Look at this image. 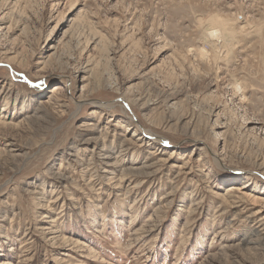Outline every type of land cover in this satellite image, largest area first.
Listing matches in <instances>:
<instances>
[{
  "label": "rangeland",
  "instance_id": "obj_1",
  "mask_svg": "<svg viewBox=\"0 0 264 264\" xmlns=\"http://www.w3.org/2000/svg\"><path fill=\"white\" fill-rule=\"evenodd\" d=\"M260 217L264 0H0V264H264Z\"/></svg>",
  "mask_w": 264,
  "mask_h": 264
},
{
  "label": "bare ground",
  "instance_id": "obj_2",
  "mask_svg": "<svg viewBox=\"0 0 264 264\" xmlns=\"http://www.w3.org/2000/svg\"><path fill=\"white\" fill-rule=\"evenodd\" d=\"M216 23L218 22L217 20H214ZM213 22V21H212ZM227 23V21H221V25L223 26V27H221V28H218V27H215L214 25H210V27L207 29V31H208V36L210 37V39H215V40H220L221 42L225 39L226 40V37H228V36H230L231 37V30L230 29H228L227 28V26H228V24H226ZM217 26H220V25H217ZM229 27V26H228ZM219 41V42H220ZM226 41H228V40H226ZM224 43H225V41H224ZM232 43V42H231ZM223 44V43H222ZM220 45V44H219ZM216 46V44L214 43V47ZM226 46H224V48H225ZM51 49L52 48H54V46H51L50 47ZM201 54H202V56H204V57H207V55H208V52H207V50H205V49H201ZM201 56V55H200ZM85 72H87L85 69H83V72L82 73H85ZM86 75V73L83 75V77L81 78V81L82 82H84L86 79H87V77L85 76ZM72 83H73V81H72ZM240 83V82H239ZM237 85V84H236ZM243 85V84H242ZM87 86V84H83L82 86H81V91L83 90V88H85ZM236 87V86H235ZM59 88V86H55L54 87V89L55 90H57ZM236 89V88H235ZM54 90V91H55ZM237 90V89H236ZM240 90H242V89H240ZM239 90V91H240ZM244 91V90H243ZM241 92V91H240ZM237 93H238V90H237ZM244 95V94H243ZM245 96V95H244ZM243 96V97H244ZM82 97V96H81ZM72 99H74L75 100V102H78L79 104H83V103H86V102H88V100L90 99H88V100H85V99H83V98H78V99H75L73 96H72ZM244 99H245V97H244ZM150 133V132H149ZM149 135V134H148ZM140 139V138H139ZM243 188V187H242ZM261 211H258V212H256V213H254V214H252L250 217H256L257 215H259V213H260ZM256 224H258V226H256V228L254 229L255 231H258V233H256V234H260L261 233V230H259V228L261 227V226H264V217H260V218H258V220H257V222H256ZM248 242H250V240H248Z\"/></svg>",
  "mask_w": 264,
  "mask_h": 264
}]
</instances>
